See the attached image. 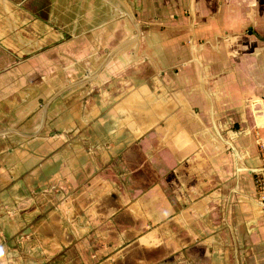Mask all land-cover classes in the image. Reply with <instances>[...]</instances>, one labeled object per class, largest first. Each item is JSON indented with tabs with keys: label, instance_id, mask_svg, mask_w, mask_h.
I'll return each mask as SVG.
<instances>
[{
	"label": "crops",
	"instance_id": "obj_1",
	"mask_svg": "<svg viewBox=\"0 0 264 264\" xmlns=\"http://www.w3.org/2000/svg\"><path fill=\"white\" fill-rule=\"evenodd\" d=\"M135 1L149 29L104 49L98 98L65 86L0 139V264H264V0ZM71 5L98 37L133 22L127 0Z\"/></svg>",
	"mask_w": 264,
	"mask_h": 264
},
{
	"label": "rangeland",
	"instance_id": "obj_2",
	"mask_svg": "<svg viewBox=\"0 0 264 264\" xmlns=\"http://www.w3.org/2000/svg\"><path fill=\"white\" fill-rule=\"evenodd\" d=\"M52 1L0 0V36H2L0 39V139L16 133L14 131L18 133L23 132L24 129H33L30 119L38 117L39 113L44 111L42 107L45 104L58 101L57 104L51 105L52 108H49L48 112L55 111L57 106L62 109L66 102L62 105L59 96L67 87L72 90L80 86L81 90L76 91V98L78 96L88 98L93 94L98 98L102 87L95 86L94 90L89 81L92 82V76L100 81H104V78L103 72L98 71L99 69L93 70L94 67L99 68L110 57L114 58L117 65L122 63L120 55H104V49L116 48L124 42L135 47L138 39L134 36L139 28L149 29L146 24L138 25L135 22L134 17L137 16L135 0H127L129 16L133 19L132 23L128 21L129 28L120 26L119 23L108 24L111 27L109 38L103 37V33L98 37L99 32L88 34L86 31H89V27L86 22L77 21L75 26L71 20L68 26L66 23L63 25L64 21L71 18L73 9L71 0H59L58 21L55 19L57 12L51 6ZM112 17L115 18L114 15ZM60 29L62 37L59 33ZM70 31H73L75 38L67 37ZM92 31L99 30L96 27ZM88 48H98L102 55H88L86 53ZM73 50H77L75 55ZM62 65L67 70H63ZM150 68L149 65H142L141 71L144 76L150 74ZM65 78L67 83L64 82ZM113 78L117 80L116 77ZM73 83H75L74 87ZM66 100L70 103L71 96ZM87 102V99H84L82 105L88 106ZM40 108L43 110L40 111ZM55 115L54 112L52 117ZM17 250L23 253V245Z\"/></svg>",
	"mask_w": 264,
	"mask_h": 264
},
{
	"label": "built area",
	"instance_id": "obj_3",
	"mask_svg": "<svg viewBox=\"0 0 264 264\" xmlns=\"http://www.w3.org/2000/svg\"><path fill=\"white\" fill-rule=\"evenodd\" d=\"M255 184L258 192L263 195L264 199V155L261 157V167L256 173Z\"/></svg>",
	"mask_w": 264,
	"mask_h": 264
}]
</instances>
